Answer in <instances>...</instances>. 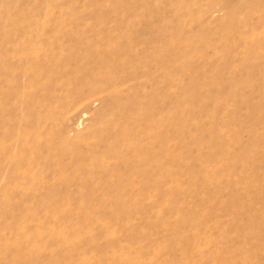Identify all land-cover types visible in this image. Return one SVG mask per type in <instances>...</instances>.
Here are the masks:
<instances>
[{
    "label": "rangeland",
    "instance_id": "rangeland-1",
    "mask_svg": "<svg viewBox=\"0 0 264 264\" xmlns=\"http://www.w3.org/2000/svg\"><path fill=\"white\" fill-rule=\"evenodd\" d=\"M0 264H264V0H0Z\"/></svg>",
    "mask_w": 264,
    "mask_h": 264
},
{
    "label": "bare ground",
    "instance_id": "bare-ground-1",
    "mask_svg": "<svg viewBox=\"0 0 264 264\" xmlns=\"http://www.w3.org/2000/svg\"><path fill=\"white\" fill-rule=\"evenodd\" d=\"M153 57V56H152ZM49 71V70H48ZM47 71V74H49V72ZM39 73V72H38ZM28 74V73H27ZM50 76V75H49ZM48 76V77H49ZM39 77V76H38ZM34 84V83H33ZM105 86H107V88H109L108 90H110L111 91V85H105ZM107 90V91H108ZM189 94H190V96H192V97H194V95L196 94V90H195V88H193L192 90L190 89V92H189ZM188 94V95H189ZM205 102V101H204ZM135 103V102H134ZM133 103V104H134ZM129 105H130V102H129ZM132 105V104H131ZM207 105H208V103H207ZM206 105V106H207ZM123 106L126 108V106H128L127 104H123ZM132 109H130L129 110V112H127L128 114H130L129 116H130V118H132V120H133V122H135L137 125H138V127H137V130H135V135H139V136H142V135H148V133H149V129L150 128H152V127H160V126H162L163 125V121L162 122H158L157 123V121H155L154 119L155 118H153V117H151L150 115H148V112H147V110H148V105L147 104H145V106H141L139 103H137V104H134L133 105V107H131ZM256 110H258V108L256 109ZM254 122H255V120H253ZM134 123V124H135ZM119 124V123H118ZM123 124V123H122ZM121 124V125H122ZM135 124V126H137ZM256 123H254V125H255ZM125 125V124H124ZM251 125H253V124H251ZM250 125V126H251ZM253 125V126H254ZM122 129H124L125 128V126H123L122 125V127H121ZM136 129V128H135ZM139 136H135V137H139ZM161 137H162V135H160V136H156V137H154L153 139H150V140H152L151 141V143L152 144H155V143H157V142H160L161 141ZM163 140V139H162ZM130 144H131V146H135V147H137L136 145H135V142H130ZM151 146V145H150ZM143 152H139V154L136 156V158H137V160L138 161H140V163H142V165H143V167H144V172H147L148 170H150L149 168H150V165H146V160H147V157L148 156H146V154H147V152L146 153H143ZM149 172V171H148ZM152 172V171H151ZM110 206H112V205H110ZM109 206V207H110ZM120 205L119 204H114V208H116L119 212L120 211H123L126 207H124L123 208V210H122V207L120 208L119 207ZM121 214H124V213H121ZM261 248V247H260Z\"/></svg>",
    "mask_w": 264,
    "mask_h": 264
}]
</instances>
